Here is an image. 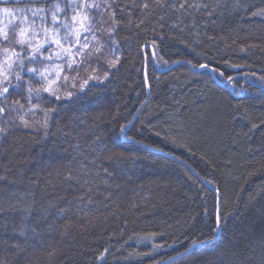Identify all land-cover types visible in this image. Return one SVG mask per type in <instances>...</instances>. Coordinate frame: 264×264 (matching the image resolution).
Segmentation results:
<instances>
[{"label": "trees", "instance_id": "16d2710c", "mask_svg": "<svg viewBox=\"0 0 264 264\" xmlns=\"http://www.w3.org/2000/svg\"><path fill=\"white\" fill-rule=\"evenodd\" d=\"M94 2L99 43L82 33L91 44L74 47L73 60L45 44L0 97V264H260L264 15L253 13L264 0ZM56 3L65 11L54 26ZM69 3L0 0V9H45L26 13L43 42L42 23H71ZM14 24L0 13L12 41L0 50L27 56ZM29 68L52 74L46 82ZM53 80L55 95L28 91ZM114 153L136 159H108Z\"/></svg>", "mask_w": 264, "mask_h": 264}, {"label": "snow or ice", "instance_id": "6c2138e0", "mask_svg": "<svg viewBox=\"0 0 264 264\" xmlns=\"http://www.w3.org/2000/svg\"><path fill=\"white\" fill-rule=\"evenodd\" d=\"M43 2V0H41ZM116 0H112L111 4H108L107 7L111 8L112 4H114ZM157 4L161 2V0H156ZM185 3H187V0H185ZM172 7H177V5L173 4L171 5ZM190 7H195L199 8L201 5L198 4H193L189 5ZM52 7L55 9L51 13V23L55 26L57 22L60 20L58 13L64 12L65 9H61L59 3H56L52 5ZM68 8H70L75 14L71 16V23H65V22H60L59 27L55 28V30L48 29L44 26L42 23L39 28L40 32L44 34L45 39L43 42H41L38 38V33L34 27L35 25V19L32 21H29L28 15L26 13L30 12L32 17H36L38 14H43L45 12V9L43 8H19L18 10H13L10 8H2L0 9V13H3L5 16L12 17L15 21L16 24L13 25V35L15 37L14 43L18 46L21 47V49H24L25 46H27L28 49V55L23 56L21 52H17L15 48H3L2 54H3V59H0V97H6V94H9V87L12 85V79L14 78L17 83L21 80V76L19 72H16L15 69H23L24 67V59L27 58H32L35 59L37 56H43L44 55V45L48 44L51 46L52 44H55L58 46L61 51L65 54H67L69 60H73V55H72V49L79 45L80 47L78 48L77 52L78 54H82L86 48H88L91 44V41L87 40V37H84L85 43L81 44V35L82 33H91L92 34V40L96 41L99 43V40L95 33L92 31L91 28V20L88 16V10L91 8H99L100 5L95 3L94 0L92 3H89L88 0H79V3L77 0H70V3L67 5ZM149 5L147 3L143 4V8L147 9ZM185 4H179V8H184ZM203 7H207V5H203ZM19 12L20 15L17 16L16 12ZM209 15L212 13L209 12ZM116 13H112V23H113V31H116L120 21H117L115 19ZM253 15H264V9H260L257 12H254ZM40 19L47 23V18L44 15H40ZM67 16H65V20H67ZM162 19V18H161ZM129 23H131V20H129ZM143 23V21H141ZM18 27V31L16 28ZM59 28H64L65 29V34L62 38H58L59 36ZM0 43H12L10 40V35L7 30H5V27H0ZM68 44V47H65V45ZM96 52H99L100 49L97 48L95 49ZM155 55V52L152 53ZM59 55V53H57ZM46 59H51V57H46ZM82 63V61H81ZM166 63V62H165ZM113 66H115L113 64ZM69 69H71L72 65L71 63L68 64ZM199 67H207V65L201 64ZM28 72L30 73H35L37 74L41 80H45L47 82V77L51 75L52 73L49 72V70H40L37 68H29L27 69ZM255 75V74H253ZM107 79V75L104 77ZM57 79H62L64 83L69 82V77L63 76L60 77L59 74H57ZM99 80L100 77L98 76H89L88 80ZM229 80L232 79V77H228ZM258 79L262 82H264V76L258 77ZM88 80H85L83 84L80 85V90H83L85 85H87ZM57 80H53L48 87L46 88H41V89H33L32 87L28 88L29 93L32 91H47L51 92L53 95H55V88L53 87L56 85ZM7 85V86H5ZM68 97L73 96L72 92L66 93ZM59 98V97H57ZM16 103H19L17 101ZM22 107V106H21ZM6 109L4 107H0V113H4ZM54 111V109L52 110ZM22 122L25 123V126H27V122L23 121V117H21ZM0 131H4V129H0ZM108 159H115L118 162H126L128 160H135L136 157L133 156H127L125 157L122 153H114L113 156L108 157ZM106 171V170H105ZM224 223V218H222L219 214L216 216L215 219V224L217 226L216 230L219 231V228L223 226ZM212 239H215L213 236ZM193 244H198V243H204L202 240H195L192 242ZM187 251V249H185ZM260 264H264V253L261 255V261Z\"/></svg>", "mask_w": 264, "mask_h": 264}]
</instances>
